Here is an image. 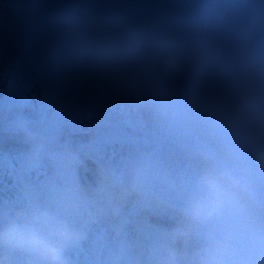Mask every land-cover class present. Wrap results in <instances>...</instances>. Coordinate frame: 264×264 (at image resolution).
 Listing matches in <instances>:
<instances>
[{
	"label": "clouds",
	"instance_id": "obj_1",
	"mask_svg": "<svg viewBox=\"0 0 264 264\" xmlns=\"http://www.w3.org/2000/svg\"><path fill=\"white\" fill-rule=\"evenodd\" d=\"M67 30L69 33L83 32L89 35L95 32L98 34L101 38V46L97 49V55H106L111 45L119 48L124 59L137 58L150 63L158 55L150 50L143 33L129 23L121 12L113 13V18L93 17L86 25L69 20ZM257 137L264 139V128L258 129ZM258 158L264 161V151L258 153ZM223 179L216 175L205 178V183L212 190V194L206 201L197 200L193 203L191 211L194 216L208 215L221 207L219 189ZM36 222H39L42 227ZM83 235L82 231L67 220L58 218L47 211H37L31 217H22L9 222L0 231V243L34 256L39 264H68L66 251L78 244ZM166 259L167 264H175V253L168 250ZM204 264H224L216 254L215 245L209 249Z\"/></svg>",
	"mask_w": 264,
	"mask_h": 264
},
{
	"label": "rangeland",
	"instance_id": "obj_2",
	"mask_svg": "<svg viewBox=\"0 0 264 264\" xmlns=\"http://www.w3.org/2000/svg\"><path fill=\"white\" fill-rule=\"evenodd\" d=\"M146 111H147V113H148L149 115L151 114V112H150L148 109H146ZM82 133H84V134H89L90 131H84V132H82ZM32 136H33V135H32ZM39 139H40V141H47L43 136H40ZM198 144L200 145V148H201L204 152H207V155H208L211 159H213V158L211 157V155H213V153H215V152H218V153H219V150L217 149L215 143L212 141L211 138H210V140H209L207 143H204V145H202L201 143H198ZM207 145H209V146H207ZM214 163H216V164H220L219 162H214ZM226 164L230 165V164L228 163L227 160H226ZM222 165H223V164H222ZM88 168H90L91 170L94 171V169H92V167H88ZM133 177H134V170H132V167H131V166H128V169H127V171H126V184L132 182ZM125 191H126V190H125ZM125 191H124V192H125ZM124 192L119 191V189H117V190H113V191H112V198H113L114 200H121L122 197L126 198L127 195H128L129 197L126 199V201H127V200L132 199V197L134 196V194H127V193H124ZM122 194H124V195H122Z\"/></svg>",
	"mask_w": 264,
	"mask_h": 264
}]
</instances>
